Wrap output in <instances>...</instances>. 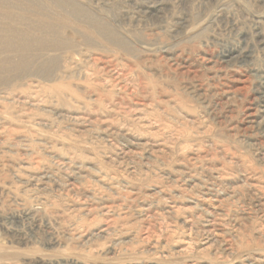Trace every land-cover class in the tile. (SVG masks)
I'll use <instances>...</instances> for the list:
<instances>
[{"label": "rangeland", "instance_id": "1", "mask_svg": "<svg viewBox=\"0 0 264 264\" xmlns=\"http://www.w3.org/2000/svg\"><path fill=\"white\" fill-rule=\"evenodd\" d=\"M0 264H264V0H0Z\"/></svg>", "mask_w": 264, "mask_h": 264}]
</instances>
